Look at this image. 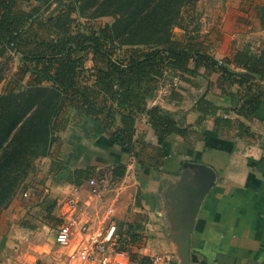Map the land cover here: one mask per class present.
I'll return each mask as SVG.
<instances>
[{
  "label": "crops",
  "instance_id": "crops-1",
  "mask_svg": "<svg viewBox=\"0 0 264 264\" xmlns=\"http://www.w3.org/2000/svg\"><path fill=\"white\" fill-rule=\"evenodd\" d=\"M207 4L193 42L214 59L229 61L235 78L243 75L247 80L229 81L217 69L204 66L193 70L192 63L187 71L167 72L148 104L160 105L186 131L157 135L147 116L139 114L133 153L120 146L111 149L113 143L100 126L96 128L100 133L93 135L89 124L70 119L49 153L36 161L39 180L43 179L27 181L29 194L16 195L0 212V257L5 264L17 250L16 237L21 241L45 223L43 204L71 190L75 167L89 165L97 174L118 161L125 162L126 169L109 193L116 198L117 221L143 224V239L134 243L135 250L148 256L170 254L171 264H264V79L231 62L236 51L259 54L264 50V21L260 20L264 0H209ZM174 34L185 38L181 28L175 27ZM258 93L255 113L241 106ZM202 98L216 106L215 112L202 111ZM77 144L84 148L78 157H70ZM184 162L204 163L215 174L198 202L185 252L180 216L198 186L199 172L183 166ZM86 179L78 192L82 199L88 197Z\"/></svg>",
  "mask_w": 264,
  "mask_h": 264
},
{
  "label": "trees",
  "instance_id": "trees-1",
  "mask_svg": "<svg viewBox=\"0 0 264 264\" xmlns=\"http://www.w3.org/2000/svg\"><path fill=\"white\" fill-rule=\"evenodd\" d=\"M198 0H0V57L14 51L16 69L0 90V212L26 186L36 160L74 118L89 124L93 135L101 132L113 145L133 153L136 117L145 114L157 135L185 133L186 127L158 104L149 105L167 72L217 69L231 81L243 75L217 64L195 42L197 29H188L191 10ZM109 16L111 20L100 18ZM263 24L264 18L260 16ZM184 31L185 38L174 34ZM232 63L264 79V50L250 54L236 51ZM192 71V70H191ZM233 76V77H232ZM2 77H0V80ZM258 93L241 104L255 113ZM202 111L215 112L204 100ZM247 104V105H246ZM244 110L239 108L238 111ZM84 148L77 144L70 157ZM126 163L115 162L109 171L120 179ZM96 174L91 166L75 167L74 184ZM57 199L43 204L45 218L55 227ZM24 225L34 224L23 220ZM120 249L134 264H150V256L134 249L143 239V224L118 222Z\"/></svg>",
  "mask_w": 264,
  "mask_h": 264
},
{
  "label": "built area",
  "instance_id": "built-area-1",
  "mask_svg": "<svg viewBox=\"0 0 264 264\" xmlns=\"http://www.w3.org/2000/svg\"><path fill=\"white\" fill-rule=\"evenodd\" d=\"M221 63L218 59L217 64ZM85 181L87 199L78 195L82 183L73 184L70 191L57 199L56 214L60 222L55 227L54 241L61 247V264H134L128 253L118 248L116 198H110L109 193L115 181L106 172ZM150 259V264H171L172 256L158 253Z\"/></svg>",
  "mask_w": 264,
  "mask_h": 264
},
{
  "label": "rangeland",
  "instance_id": "rangeland-1",
  "mask_svg": "<svg viewBox=\"0 0 264 264\" xmlns=\"http://www.w3.org/2000/svg\"><path fill=\"white\" fill-rule=\"evenodd\" d=\"M205 0H198L194 9L190 12L193 16L190 19L188 29H198L201 26L200 17L207 11V2ZM102 21L111 20V17L106 16L100 18ZM179 30V29H175ZM18 63V57L14 51H8L5 55L0 57V90L5 83L6 79L9 78L10 74L16 69ZM43 157V156H41ZM40 158V157H39ZM37 161V160H36ZM38 165L35 162L33 170L29 173L25 179V188L19 193L22 197H26L29 194L27 189L32 183L40 182L39 180ZM101 173V172H100ZM99 175V174H98ZM95 174V176H98ZM31 181L29 184L28 182ZM32 186V185H31ZM27 191L28 194L24 195L23 192ZM56 212V211H55ZM45 223L39 224L36 228L31 229L26 236L16 237L18 246L15 247L13 252L12 260L6 261V264H61V247L54 241L55 224L53 219L45 218ZM44 221V220H43ZM119 221H117L118 223ZM1 255V254H0ZM9 255V253H8ZM4 257V256H3ZM25 257V259H24ZM0 264H5L4 258L0 257Z\"/></svg>",
  "mask_w": 264,
  "mask_h": 264
},
{
  "label": "water",
  "instance_id": "water-1",
  "mask_svg": "<svg viewBox=\"0 0 264 264\" xmlns=\"http://www.w3.org/2000/svg\"><path fill=\"white\" fill-rule=\"evenodd\" d=\"M183 166L194 167L199 172V176L197 178L198 186L196 190L192 192L190 201L182 209V214L180 216V239L182 241V250L183 252H185L188 248V235L198 206V202L212 184L215 174L212 168L204 163L184 162Z\"/></svg>",
  "mask_w": 264,
  "mask_h": 264
}]
</instances>
